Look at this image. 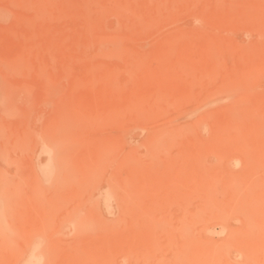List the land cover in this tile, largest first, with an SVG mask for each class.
<instances>
[{"label": "rangeland", "instance_id": "obj_1", "mask_svg": "<svg viewBox=\"0 0 264 264\" xmlns=\"http://www.w3.org/2000/svg\"><path fill=\"white\" fill-rule=\"evenodd\" d=\"M263 230L264 0H0V264H264Z\"/></svg>", "mask_w": 264, "mask_h": 264}, {"label": "bare ground", "instance_id": "obj_2", "mask_svg": "<svg viewBox=\"0 0 264 264\" xmlns=\"http://www.w3.org/2000/svg\"><path fill=\"white\" fill-rule=\"evenodd\" d=\"M248 230H252V227L251 226H248ZM263 234H264V230H263ZM250 260H253L252 258H249ZM254 263V261H252V264Z\"/></svg>", "mask_w": 264, "mask_h": 264}]
</instances>
